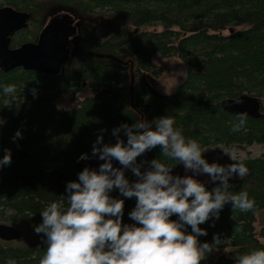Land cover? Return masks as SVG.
Instances as JSON below:
<instances>
[{"label":"trees","instance_id":"16d2710c","mask_svg":"<svg viewBox=\"0 0 264 264\" xmlns=\"http://www.w3.org/2000/svg\"><path fill=\"white\" fill-rule=\"evenodd\" d=\"M46 2L59 4L49 16L58 8L74 12L81 47L55 76L22 67L0 72V117L6 121L0 127V158L7 144L27 151L21 161L0 169V223L24 231L18 241L0 239V264H39L47 245L34 225L41 223L40 213L50 203L67 207L61 195L87 166V160L78 158L91 154L101 129H107L104 142L115 143L112 129L121 123L165 115L203 149H245L254 143L264 147V116H246L244 129L233 133L237 116L217 105L246 93L261 100L264 114V0H0V7L33 13L27 27L12 36L11 48L37 39L49 16L40 20L34 14ZM156 53L186 65L185 78L172 93L150 83L162 72L152 61ZM7 84L16 85L14 95H4L2 86ZM83 89L91 94L76 107L56 105L61 97ZM7 101H13L11 108L4 107ZM17 130L22 136L13 140ZM154 157L178 172V161L162 156L159 148L140 159ZM242 160L249 174L230 180L229 191L247 192L256 206L241 212L228 204L214 226L212 220L201 225L208 233L199 237L201 242L219 234L224 239L220 249L229 250L208 264H235V255L264 248V224L255 227L258 215H264V151ZM126 175L134 179L131 172ZM204 182L209 189L215 186ZM134 206L135 199L125 200L124 222L131 223L128 212ZM237 227L242 230L235 231Z\"/></svg>","mask_w":264,"mask_h":264},{"label":"clouds","instance_id":"9594fccd","mask_svg":"<svg viewBox=\"0 0 264 264\" xmlns=\"http://www.w3.org/2000/svg\"><path fill=\"white\" fill-rule=\"evenodd\" d=\"M2 89L4 95L12 96L16 85ZM30 91L36 96V88ZM12 104L7 101L4 107ZM237 121L230 128L233 133L244 129L246 113L238 114ZM5 123L0 117V127ZM174 125L175 119L165 115L124 122L112 129L115 143L104 142L107 129L99 131L91 155L82 153L78 159L95 158L102 163L98 168L85 166L76 179L68 181L61 195L67 207L50 203L40 213L41 223L34 225V232L47 245L39 264H202L220 250L224 239L219 234L211 242L200 241L208 234L201 225L212 220L214 226L228 204L241 212L255 209V199L247 192L229 191V181L243 179L249 169L235 152L223 149L230 163L209 162L207 150L196 140L186 139ZM21 136L17 130L12 139ZM156 148L162 156L178 161L186 174L175 173L174 166L155 157L140 159ZM11 161V150H5L0 169ZM200 176L209 177L215 186L209 189ZM126 199H135L128 212L131 223L124 222ZM234 260L235 264H264V248L235 255Z\"/></svg>","mask_w":264,"mask_h":264},{"label":"water","instance_id":"95a60500","mask_svg":"<svg viewBox=\"0 0 264 264\" xmlns=\"http://www.w3.org/2000/svg\"><path fill=\"white\" fill-rule=\"evenodd\" d=\"M32 12L21 11L12 6L0 7V72H8L17 67L55 76L64 70L63 64L71 58L68 43L77 33L73 16L66 11L52 15L41 29L37 39L24 42L11 48L12 36L27 27L32 18ZM130 94L132 88L129 89ZM242 100L243 103H235ZM218 107L231 115L246 113L252 118L263 117L261 100L255 96L243 93L234 98H225L218 102ZM11 150V164L21 161L27 156V151L7 144L5 150ZM4 150V152H5ZM91 155V154H90ZM102 161L92 158L86 161L87 166L98 168ZM130 172H126L128 174ZM22 232L17 227L0 223V239L4 241H18Z\"/></svg>","mask_w":264,"mask_h":264},{"label":"rangeland","instance_id":"374dc122","mask_svg":"<svg viewBox=\"0 0 264 264\" xmlns=\"http://www.w3.org/2000/svg\"><path fill=\"white\" fill-rule=\"evenodd\" d=\"M59 5V4H58ZM57 4L55 3H44V8L38 13H35L34 15L38 18H43V16L46 14V16H49L50 12L55 10L58 7ZM60 11H66L69 12L73 17H74V22L78 26V19L77 16L72 12L71 10L68 9H63V8H58ZM78 14V13H77ZM48 19V18H47ZM46 24V22H45ZM44 24V25H45ZM43 25V26H44ZM160 29V27H151L147 26L144 29ZM152 61L161 67L162 72L157 78L150 79V83L156 88L158 91L162 93H172L175 89V87L181 83L186 75V65L185 63L180 60L177 57H167L164 58L160 56L158 53L154 54L152 57ZM91 92L89 90L83 89L81 92H79L76 95L68 94L60 99L56 100V105L58 107H63L66 109H72L76 107L78 104V101L80 98L90 95ZM205 157L209 162H214L218 161L219 163L222 164H227L230 163L231 161L229 160V157L224 155L222 153V149L224 151H232L235 152L236 156L238 159L242 160L243 158L247 157L248 155L250 156H258L264 151V147L262 145L254 143L251 146L245 148V149H239L236 148L235 146L232 147H220V146H215V147H206ZM180 175H185L186 173L183 170V167L180 166L179 170L177 172ZM200 180L202 181H209V177L207 176H200ZM113 196H118L119 194L117 192L112 193ZM264 224V215L263 213L258 215L257 220L255 222V227L258 230L262 225ZM15 227H17L15 224H11ZM18 229L21 230V232L24 233L22 227H17ZM262 242L264 243V238H262ZM227 249V248H226ZM228 252H225L224 249H220L218 252H213L205 261L202 262V264H208L211 263L214 258H216L219 255H228Z\"/></svg>","mask_w":264,"mask_h":264},{"label":"flooded vegetation","instance_id":"af4514ba","mask_svg":"<svg viewBox=\"0 0 264 264\" xmlns=\"http://www.w3.org/2000/svg\"><path fill=\"white\" fill-rule=\"evenodd\" d=\"M58 12H61V11H57V12L53 13L52 15H54V14H56ZM51 16H49L48 19ZM48 19L46 20V22L48 21ZM73 19H74V17H73ZM74 24H75V22H74ZM76 27H77V33H76L75 36L70 38L68 46H67L69 48L70 54H71V52H75L77 49H79L81 47V45L77 43V38L80 36L79 24H78V26L76 25Z\"/></svg>","mask_w":264,"mask_h":264}]
</instances>
